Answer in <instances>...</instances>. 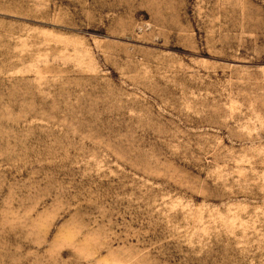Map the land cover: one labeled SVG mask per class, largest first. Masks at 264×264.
Returning a JSON list of instances; mask_svg holds the SVG:
<instances>
[{"label": "rangeland", "instance_id": "1", "mask_svg": "<svg viewBox=\"0 0 264 264\" xmlns=\"http://www.w3.org/2000/svg\"><path fill=\"white\" fill-rule=\"evenodd\" d=\"M0 264H264V0H0Z\"/></svg>", "mask_w": 264, "mask_h": 264}]
</instances>
